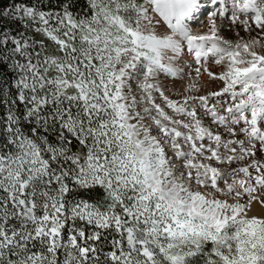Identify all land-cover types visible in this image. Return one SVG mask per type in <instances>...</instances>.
<instances>
[{"label":"snow or ice","instance_id":"obj_1","mask_svg":"<svg viewBox=\"0 0 264 264\" xmlns=\"http://www.w3.org/2000/svg\"><path fill=\"white\" fill-rule=\"evenodd\" d=\"M0 264H264V0L0 8Z\"/></svg>","mask_w":264,"mask_h":264},{"label":"trees","instance_id":"obj_2","mask_svg":"<svg viewBox=\"0 0 264 264\" xmlns=\"http://www.w3.org/2000/svg\"><path fill=\"white\" fill-rule=\"evenodd\" d=\"M12 0H0V8L7 7L9 3H11Z\"/></svg>","mask_w":264,"mask_h":264},{"label":"bare ground","instance_id":"obj_3","mask_svg":"<svg viewBox=\"0 0 264 264\" xmlns=\"http://www.w3.org/2000/svg\"><path fill=\"white\" fill-rule=\"evenodd\" d=\"M260 211H261V209H259V207L257 206L256 212L259 213Z\"/></svg>","mask_w":264,"mask_h":264}]
</instances>
